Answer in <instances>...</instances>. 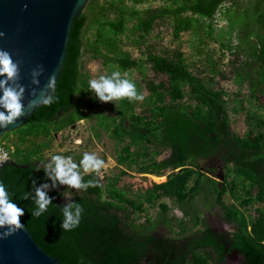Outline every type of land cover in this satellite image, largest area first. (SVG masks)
Instances as JSON below:
<instances>
[{
  "label": "trees",
  "instance_id": "obj_1",
  "mask_svg": "<svg viewBox=\"0 0 264 264\" xmlns=\"http://www.w3.org/2000/svg\"><path fill=\"white\" fill-rule=\"evenodd\" d=\"M160 1L163 0H106L108 8L98 13L93 8L101 17L108 9L116 15L115 21L105 19L99 24V35L92 46L94 57L104 58L106 65L111 63L120 72L140 69L141 60L128 51L115 50L116 38L128 30V25L134 23L132 31L145 38L159 21L168 19L175 39L182 33H198L202 27L208 29L210 36L212 23L223 6L229 3L236 7L245 0H170L173 8L137 10ZM252 10V15L246 11L242 14L247 18L256 16L259 29L256 27L255 31L250 24L245 27L241 39L248 44L244 49L248 57L235 72L234 81L239 86L249 85L250 93L245 98L263 114L245 106L244 99L240 108L229 104L224 98L226 92L214 87L212 77L205 79L200 75L203 72L192 71L183 52H148L146 62L151 70L166 79L145 82L146 109L136 113V101L121 100L117 116H102L99 124L119 145L125 144L119 152L120 167L132 169L137 156L144 160L139 167L143 175H170L165 183L152 185L134 199L119 187L126 171L107 182L95 174L84 175L85 182L95 180L97 186L74 195L84 212L77 228L64 231L60 227L61 207L65 204L63 186L49 192L54 197L53 205L40 217L32 215L36 208L32 200L20 197L32 191V178L37 186L50 183L45 180L43 168L37 172L36 167L46 162L45 152L51 149L56 134L79 121L92 119L91 112L101 103L89 91V76L81 63L88 21L82 12L73 23L64 67L56 83L58 102L40 107L21 128L5 134L0 143L2 146L9 134L15 137L10 145L12 151L9 145L4 148L16 167H3L0 181L13 202L24 208L22 223L46 255L62 264H217L224 260L228 244L238 251L244 264H264V103L259 104L264 98V0H254ZM104 32L111 37L103 40ZM231 32L234 30H229V35ZM227 49L241 53L240 47L227 44ZM112 72L110 68L109 75ZM133 82L140 93L141 84L138 80ZM241 112H247L248 131L243 137L231 130V116ZM159 148L167 149L168 154L157 162L154 157ZM205 187L210 188L214 203L222 209L223 220L234 227L229 240L228 234L217 233L207 225L189 233L183 219L178 221L176 238L156 234L149 218L144 224L138 223L139 217L155 205L166 213L168 206L160 204L161 200H168L189 216L190 209H195L192 204ZM226 196L232 204H224ZM194 215L197 227L201 224L197 210ZM164 221L167 223L166 217Z\"/></svg>",
  "mask_w": 264,
  "mask_h": 264
},
{
  "label": "rangeland",
  "instance_id": "obj_2",
  "mask_svg": "<svg viewBox=\"0 0 264 264\" xmlns=\"http://www.w3.org/2000/svg\"><path fill=\"white\" fill-rule=\"evenodd\" d=\"M92 2H95L94 6H89ZM85 9L83 14L88 18L87 25L84 31L83 37V50L81 56V63L83 66V72L88 74L89 81L98 78L100 75H109L110 68L113 71H119L116 66L106 65L104 58H95L92 46L95 45V41L98 38L100 26L99 24L106 21H115L116 15L110 12V9L104 14V17L96 15L93 12V8H96L98 13L102 8H108L106 0H92ZM254 0H245L238 4L236 7H232L231 4H225L223 8L216 15L212 23V34L208 36V29L202 27L198 33L187 32L182 33L178 39L172 36L171 23L168 19H162L159 21L153 31L145 38H141V35L132 31L134 23L128 25V30L124 34L118 36L115 40L116 51H128L131 55L141 60L142 66L140 69H135L128 72H121L122 75L127 73V78L138 80L141 84L140 93L144 95L145 99L148 92L145 90V82L152 80L155 83L164 81L165 76L154 74L150 66L146 62V55L148 52H174L179 50L184 53L187 62L189 63L192 71L196 74L203 72L201 77L205 79L213 78V85L215 88L223 89L226 92L225 99L229 104L235 107H241L240 101L245 100V106L252 108L255 112L263 114V110L258 108L257 105L251 106L248 104L246 96L249 95V85L239 86L235 83V75L237 70L241 69L243 63L247 60V54L244 52L247 43L242 41L244 36V30L247 25L250 24V28H258L256 24V16L247 18L243 16V12H247L252 15ZM131 6V5H129ZM161 8H173V3L170 0H163L157 3H149L140 7H137L139 12H145L147 10H157ZM102 13V11H101ZM242 15V16H241ZM248 19L249 23H247ZM229 20V21H228ZM102 21V22H101ZM230 22V23H229ZM259 29V28H258ZM258 29H255L257 31ZM234 30L229 35L228 31ZM241 34V37L238 34ZM109 32H104L103 40L110 38ZM253 39H255L253 37ZM252 39V40H253ZM254 41V40H253ZM138 42L140 43L138 45ZM228 46L239 48L241 53H236L237 50L229 51ZM222 45L223 48H222ZM101 50L107 51L104 46H101ZM210 70H214L213 73ZM239 94V96H238ZM145 99L136 101L135 111L136 113H142L145 107ZM237 101V102H231ZM264 103V98H261L259 104ZM120 110L118 101L114 103H100L93 112H91L92 119H86L77 122L74 126L66 129L63 132L56 134L54 141L52 142L51 149L45 152L46 162L50 161L53 155L72 156L74 161L79 163L85 152H95L101 159L105 160L106 167L102 170L100 179L107 182L109 179H113L121 174L122 171H126L127 175L123 177L119 184L120 189L124 190L128 198H136L139 194H142L147 189H150L152 185L163 184L167 180V176L170 172L164 173L160 178L162 182H156L154 176L143 175L140 172V166L143 158L135 157V164L128 169L120 167L118 164L119 152L125 144H118L106 131L105 127L100 126L102 116L115 117ZM247 112H241L238 116H231V130L239 136H244L248 127L246 125ZM15 141L14 135H10L3 140L2 147L5 145H11ZM1 143V142H0ZM13 148L10 146V152ZM152 151V150H151ZM153 152V151H152ZM158 156L156 155L155 161L160 162L168 154V150L165 148L158 149ZM140 167V168H139ZM193 183L190 184L193 187ZM64 187V186H63ZM209 187H205L192 204L195 207L194 210L190 209L189 216H184L183 212L172 205L168 200H161L160 204L168 206V211L164 213L158 205L147 210L146 214H142L139 219V224H144L147 218L150 219V224L154 226L156 234L163 235L165 237L176 238L179 231L178 221L183 219L186 221L187 228L190 229L189 233L195 232L198 229H202L204 225L212 226L216 228L218 233L231 234L233 232V226L227 224L223 220L222 209L214 203V196L210 195ZM66 188L64 187V191ZM78 191H74L73 195H77ZM63 202L67 201L63 198ZM224 204H232V201L228 196L223 199ZM190 207V208H192ZM256 207H261L257 205ZM198 211L201 224L195 227V213ZM251 214H255L254 209L250 210ZM168 220L167 223L164 218ZM231 264H242V259L233 258Z\"/></svg>",
  "mask_w": 264,
  "mask_h": 264
},
{
  "label": "clouds",
  "instance_id": "obj_3",
  "mask_svg": "<svg viewBox=\"0 0 264 264\" xmlns=\"http://www.w3.org/2000/svg\"><path fill=\"white\" fill-rule=\"evenodd\" d=\"M27 6L25 5V8ZM5 33L0 32V39ZM21 61H14L11 53L0 49V128H7L15 124L20 118L30 113L38 107H48L58 102L56 93V76H49L47 84L40 87V77L44 75V66L37 65L30 72V83L33 86L28 92L27 104L25 93L27 89L20 83ZM89 91L101 103H114L115 101L128 100V102L143 101L144 95L139 93L135 83L127 78V73L113 71L110 75H100L96 79L89 81ZM41 167L45 173V180L50 181L40 183L32 178V191L24 192L20 197L22 200L29 199L36 208L32 215L40 217L47 212L50 205H53L54 197L49 196V192L57 190L61 186L66 188L61 196L67 201L62 207L63 220L60 225L64 231H71L77 228L81 222L84 208L75 202L74 191H86L90 187L97 186L95 180L84 181V175H101L106 167L105 160L101 159L95 152H85L79 163L75 162L72 156L53 155L48 162H41L36 167L40 171ZM25 215L24 208L18 206L10 198L9 192L2 181H0V240H5L19 233L24 229L22 217Z\"/></svg>",
  "mask_w": 264,
  "mask_h": 264
},
{
  "label": "water",
  "instance_id": "obj_4",
  "mask_svg": "<svg viewBox=\"0 0 264 264\" xmlns=\"http://www.w3.org/2000/svg\"><path fill=\"white\" fill-rule=\"evenodd\" d=\"M91 1L0 0V32L5 33L4 38L0 39V49L11 53L14 61H21L20 83L27 89L25 104L29 98L28 92L33 87L30 83V72L37 65L44 66V75L40 77L41 88L53 74L56 76V83L58 82L67 56L73 23ZM39 108L33 109L15 124L0 128V142L5 134L21 128ZM6 166L16 167L12 162ZM0 264L62 262L46 255L24 227L16 235L0 240Z\"/></svg>",
  "mask_w": 264,
  "mask_h": 264
},
{
  "label": "flooded vegetation",
  "instance_id": "obj_5",
  "mask_svg": "<svg viewBox=\"0 0 264 264\" xmlns=\"http://www.w3.org/2000/svg\"><path fill=\"white\" fill-rule=\"evenodd\" d=\"M233 226V225H232ZM212 230H214L215 232H217L218 233V231H216V228H213L212 226H209ZM233 232H234V227H233ZM232 232V233H233ZM231 233V234H232ZM221 234H225V233H223V232H221ZM231 234H228V240L230 239V237H231ZM227 235V234H226ZM227 240V241H228ZM226 241V242H227ZM223 244H224V242H222ZM225 245V244H224ZM234 257H236V259H242V264H244V260H243V258L240 256V255H238V251L236 250V249H230V247H229V245L227 244L226 245V248H225V257H224V260L223 261H220V262H218L217 264H231V263H233V258Z\"/></svg>",
  "mask_w": 264,
  "mask_h": 264
},
{
  "label": "built area",
  "instance_id": "obj_6",
  "mask_svg": "<svg viewBox=\"0 0 264 264\" xmlns=\"http://www.w3.org/2000/svg\"><path fill=\"white\" fill-rule=\"evenodd\" d=\"M10 162L9 151L0 146V170Z\"/></svg>",
  "mask_w": 264,
  "mask_h": 264
},
{
  "label": "bare ground",
  "instance_id": "obj_7",
  "mask_svg": "<svg viewBox=\"0 0 264 264\" xmlns=\"http://www.w3.org/2000/svg\"><path fill=\"white\" fill-rule=\"evenodd\" d=\"M156 182H162L163 179H160V178H153ZM164 182V181H163Z\"/></svg>",
  "mask_w": 264,
  "mask_h": 264
},
{
  "label": "crops",
  "instance_id": "obj_8",
  "mask_svg": "<svg viewBox=\"0 0 264 264\" xmlns=\"http://www.w3.org/2000/svg\"><path fill=\"white\" fill-rule=\"evenodd\" d=\"M228 224V223H227ZM232 225V224H231Z\"/></svg>",
  "mask_w": 264,
  "mask_h": 264
}]
</instances>
